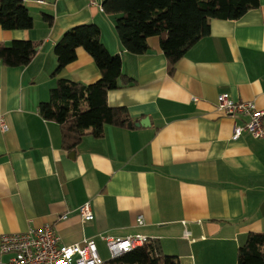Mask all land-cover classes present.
<instances>
[{
	"label": "crops",
	"instance_id": "1",
	"mask_svg": "<svg viewBox=\"0 0 264 264\" xmlns=\"http://www.w3.org/2000/svg\"><path fill=\"white\" fill-rule=\"evenodd\" d=\"M21 1L34 28L0 27V43L41 44L28 66L0 61V114L9 127L0 131V240L51 226L63 245L93 240L107 262L106 237L141 234L181 264H237L248 234L264 233V141L246 132L234 140L235 127L248 118L226 116L217 102L229 94L264 111V0L238 20H212L209 36L172 74L159 38L149 39L146 54H130L117 34L105 36L114 16L86 0ZM43 14L54 17L52 27ZM88 23L101 28L102 42L123 56V73L136 81L111 91L109 105L126 108L134 125L148 121L106 126L102 138L86 136L66 152L59 125L43 119L39 107L55 86V45ZM60 77L91 84L100 70L79 49ZM85 204L94 214L89 224L80 214ZM11 257L0 253V264Z\"/></svg>",
	"mask_w": 264,
	"mask_h": 264
},
{
	"label": "trees",
	"instance_id": "2",
	"mask_svg": "<svg viewBox=\"0 0 264 264\" xmlns=\"http://www.w3.org/2000/svg\"><path fill=\"white\" fill-rule=\"evenodd\" d=\"M104 12L115 18V29L123 48L132 55L146 54L149 39L159 38L167 58L168 72L187 53L209 36L212 20H238L259 7V0H103ZM48 27L54 17L43 14ZM35 22L21 0H0V27L7 31H26ZM102 30L94 24L68 30L55 45L58 68L53 74L55 86L50 99L39 107L43 119L59 125L62 148L74 152L86 136L102 138L106 126L128 128L133 119L126 108L111 107V91L136 85L123 73V56L112 54L102 42ZM40 42L15 40L10 46L0 43V61L10 68L28 66L37 54ZM83 49L100 70V78L91 84L60 77ZM104 264H181L177 256L164 255L158 243L113 258ZM237 264H264V233H250L237 253Z\"/></svg>",
	"mask_w": 264,
	"mask_h": 264
},
{
	"label": "built area",
	"instance_id": "3",
	"mask_svg": "<svg viewBox=\"0 0 264 264\" xmlns=\"http://www.w3.org/2000/svg\"><path fill=\"white\" fill-rule=\"evenodd\" d=\"M90 6L98 7L99 12L104 13L100 0H86ZM40 3L44 1L40 0ZM217 108L226 116L235 118L247 117L243 126H236L233 139H240L246 132L256 139L264 141V111L257 108L253 102H237L230 98L229 94H222L218 98ZM9 129L5 117L0 114V131ZM81 218L84 224L94 221V214L90 204L80 208ZM67 219V215L62 216ZM137 224H145L142 216L138 217ZM190 234L185 232V237ZM107 247L111 259L129 253L138 248L153 243L145 235L136 234L124 238L106 237ZM0 253L11 255L9 264H104L100 250L93 240H85L83 245H63L59 234L51 227L32 230L26 233L5 234L0 240Z\"/></svg>",
	"mask_w": 264,
	"mask_h": 264
},
{
	"label": "rangeland",
	"instance_id": "4",
	"mask_svg": "<svg viewBox=\"0 0 264 264\" xmlns=\"http://www.w3.org/2000/svg\"><path fill=\"white\" fill-rule=\"evenodd\" d=\"M116 23V22H115ZM116 24H113L112 25V27L110 28V31H108L106 28H105V36L106 37H110V36H112L113 34L114 35H116L117 33H116V30H115V26ZM111 26V22L110 21H108V23H107V27H110ZM111 38V37H110Z\"/></svg>",
	"mask_w": 264,
	"mask_h": 264
},
{
	"label": "water",
	"instance_id": "5",
	"mask_svg": "<svg viewBox=\"0 0 264 264\" xmlns=\"http://www.w3.org/2000/svg\"><path fill=\"white\" fill-rule=\"evenodd\" d=\"M147 121L148 120H143V121H141V122H139V123H137V124H133V123H130L129 125H128V128H133V126H136V127H140V126H143V125H145L146 123H147Z\"/></svg>",
	"mask_w": 264,
	"mask_h": 264
}]
</instances>
